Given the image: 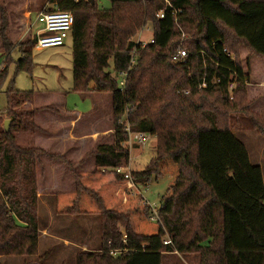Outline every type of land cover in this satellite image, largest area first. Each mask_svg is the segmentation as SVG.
<instances>
[{
	"label": "trees",
	"instance_id": "trees-1",
	"mask_svg": "<svg viewBox=\"0 0 264 264\" xmlns=\"http://www.w3.org/2000/svg\"><path fill=\"white\" fill-rule=\"evenodd\" d=\"M169 1L181 11L179 17L190 16L191 23L177 22L172 14L159 18L157 13L168 7L166 0H113L109 8L87 0H48L74 16V90L112 93L115 137L112 143L97 145L95 164L125 179L116 171L130 161L125 143L130 132H145L158 139L156 159L171 156L179 167L176 183L157 211L161 224L157 233H137L123 212L102 209L99 252L87 256L106 264H165L169 255L180 253L198 264H264L263 171L231 127L218 120L226 113L221 109L235 108L232 103L249 78L224 28L243 40L251 54L264 59V0ZM148 23L154 27L155 43L142 47L134 37ZM164 41L166 45L160 46ZM36 42L35 36L29 48H19L17 72L31 68ZM181 44L190 50V59L174 63L171 56ZM4 48L10 49L7 43ZM134 50L135 65L121 89L112 77L111 61L114 71L128 70ZM6 72L7 67L0 80ZM204 78L207 86H202ZM34 93L8 88L11 117L19 118L13 108ZM214 96L208 110L203 109ZM124 115L129 130L121 122ZM0 135L14 138L10 131ZM2 141L0 137V256L33 255L39 242L36 166L28 160L21 166L19 148L13 152ZM154 175L145 168L132 171L131 179L136 186L147 185ZM146 208L155 215L148 204ZM164 237H170V243L165 244ZM111 250L119 254L112 255ZM84 261L80 256L77 264ZM175 264H182L181 259Z\"/></svg>",
	"mask_w": 264,
	"mask_h": 264
},
{
	"label": "rangeland",
	"instance_id": "rangeland-1",
	"mask_svg": "<svg viewBox=\"0 0 264 264\" xmlns=\"http://www.w3.org/2000/svg\"><path fill=\"white\" fill-rule=\"evenodd\" d=\"M112 2L96 0L102 8L111 7ZM48 3V0H0V78L7 67L5 77L0 80V131L6 132L5 122L10 120L8 132L14 138L9 141L7 136L0 137L12 151L19 148L16 156L22 158L23 161L18 160L21 166L27 165L25 160L36 166L39 222L37 252L2 256L0 264H77L80 256L85 258L84 264H106L87 256L89 252H99L102 209L123 212L137 233H157L159 218L149 215L146 202L151 205L161 202L176 183L179 167L171 156L156 159L157 137L151 135L146 142L137 143L136 134L125 143L130 149V161L123 168L126 172L151 168L157 176L149 184L128 188L126 179L95 164L97 145L114 141L113 97L110 91L74 90L72 35L61 46L39 48L34 44L31 68L16 71V62L21 57L19 48L31 46V40L42 27L36 20L37 14ZM190 11L194 16V10ZM187 18L191 23V17ZM224 30L231 50L249 78L239 93V98L245 99L233 102L234 109H221L226 113L218 115L219 124L231 127L246 145L251 161L261 166L264 178V84L261 83L264 68L259 67L258 59L253 61L256 58L243 40L231 29ZM152 33L150 26L143 32L141 29L134 40L142 37L149 40ZM187 36L189 39L190 35ZM111 70L114 72L112 61ZM11 86L35 92L28 102L13 108L19 117L16 119L7 111V91ZM210 98L203 109L208 110L215 96ZM121 122L130 126L125 115ZM84 135L87 137L82 138ZM118 226L125 235L123 225ZM177 258L182 264H198V260L184 258L180 253L169 255L165 264H175Z\"/></svg>",
	"mask_w": 264,
	"mask_h": 264
},
{
	"label": "built area",
	"instance_id": "built-area-1",
	"mask_svg": "<svg viewBox=\"0 0 264 264\" xmlns=\"http://www.w3.org/2000/svg\"><path fill=\"white\" fill-rule=\"evenodd\" d=\"M166 3L168 7L166 9H161L158 13L157 16L159 18H165L167 14H172L175 15V19L177 22L179 21H189L187 16L180 18L179 13L181 12L178 8L174 7L169 0H166ZM52 6L55 7V5H52L50 3L47 4L42 10H40L37 14L36 20L42 23V27L38 30L36 36L37 42L36 46L39 48H46V47H51V46H61L66 43V40L72 35V30L74 26V16L70 11H64L60 10L58 8L56 9H51ZM148 26V27H146ZM144 28H142V32L145 28H149V26L152 28L153 33L152 36L149 40H146L142 37V40L136 41L138 44H142V47H146L149 44L155 43V37L153 36L154 34V27L152 23L146 24ZM166 41L160 43V46H165ZM136 50V49H135ZM135 50L132 53V59L130 63V67L128 70H123L120 72H112V77L115 78L118 81L119 87L121 89H124L127 84V78L129 75L130 69L135 65V57H136V52ZM228 55L232 58L235 59V56L228 52L227 49H224ZM203 55H205V51H201ZM191 52L190 50L181 44L179 48L172 54L171 60L174 63H187L190 59ZM202 86H207L206 79H203ZM234 82L230 83V90L232 91L234 89ZM234 96L231 94V99H233ZM129 130V129H127ZM132 134H136V141L137 143H142L146 142L149 140L150 136L149 134L145 132H130V136ZM135 141V143H136ZM116 171L118 173H121L124 175L125 179L127 180V187L132 188L133 186H136L133 180L131 179V172L128 171L126 172L123 166L117 167ZM148 204L151 209L153 210L155 215H152L151 217L153 219H158V209L161 207V202L155 203V204ZM165 244L170 243V240H165ZM112 255H118L119 251L117 250H111Z\"/></svg>",
	"mask_w": 264,
	"mask_h": 264
},
{
	"label": "crops",
	"instance_id": "crops-1",
	"mask_svg": "<svg viewBox=\"0 0 264 264\" xmlns=\"http://www.w3.org/2000/svg\"><path fill=\"white\" fill-rule=\"evenodd\" d=\"M253 58H256L255 60H253L254 62H256L257 61V59L260 61V66L259 67H262V68H264V59L263 58H261V57H258V56H254ZM258 61V62H259ZM262 63V64H261ZM256 64V63H255ZM262 84H264V76H263V80H262V82H261ZM264 86V85H263ZM85 137H87V135H84V136H82V138H85ZM0 258H2V256H0Z\"/></svg>",
	"mask_w": 264,
	"mask_h": 264
},
{
	"label": "water",
	"instance_id": "water-1",
	"mask_svg": "<svg viewBox=\"0 0 264 264\" xmlns=\"http://www.w3.org/2000/svg\"><path fill=\"white\" fill-rule=\"evenodd\" d=\"M89 3L91 4H95L96 0H87ZM9 123H10V120H7L5 122V130L8 131L9 130Z\"/></svg>",
	"mask_w": 264,
	"mask_h": 264
}]
</instances>
